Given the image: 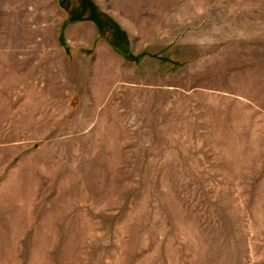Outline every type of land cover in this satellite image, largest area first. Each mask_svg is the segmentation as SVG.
<instances>
[{
	"label": "rangeland",
	"instance_id": "374dc122",
	"mask_svg": "<svg viewBox=\"0 0 264 264\" xmlns=\"http://www.w3.org/2000/svg\"><path fill=\"white\" fill-rule=\"evenodd\" d=\"M0 264H264V0H0Z\"/></svg>",
	"mask_w": 264,
	"mask_h": 264
}]
</instances>
